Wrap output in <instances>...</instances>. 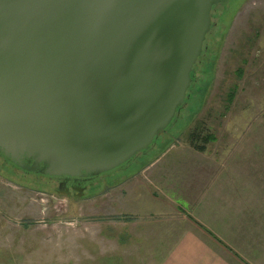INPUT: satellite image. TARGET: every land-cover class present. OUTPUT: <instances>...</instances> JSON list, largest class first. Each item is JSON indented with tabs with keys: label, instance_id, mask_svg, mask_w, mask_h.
Listing matches in <instances>:
<instances>
[{
	"label": "rangeland",
	"instance_id": "rangeland-1",
	"mask_svg": "<svg viewBox=\"0 0 264 264\" xmlns=\"http://www.w3.org/2000/svg\"><path fill=\"white\" fill-rule=\"evenodd\" d=\"M206 42L172 125L86 194L63 196L0 152V264H172L191 234L202 239L194 250L238 260L214 233L231 236L221 215L232 212L216 206L229 208L232 173L264 150V0H222ZM262 204L239 213L264 222Z\"/></svg>",
	"mask_w": 264,
	"mask_h": 264
},
{
	"label": "water",
	"instance_id": "water-1",
	"mask_svg": "<svg viewBox=\"0 0 264 264\" xmlns=\"http://www.w3.org/2000/svg\"><path fill=\"white\" fill-rule=\"evenodd\" d=\"M221 2L0 0V152L98 178L148 151L186 103Z\"/></svg>",
	"mask_w": 264,
	"mask_h": 264
},
{
	"label": "crops",
	"instance_id": "crops-1",
	"mask_svg": "<svg viewBox=\"0 0 264 264\" xmlns=\"http://www.w3.org/2000/svg\"><path fill=\"white\" fill-rule=\"evenodd\" d=\"M262 145L264 148V139L262 140ZM247 162L250 165L247 164L246 169L242 167L243 169L240 172L232 173L231 179L235 182L231 187V193L234 196L231 198L229 208L225 204H218L216 206V210L218 211L228 209L232 212L229 217L222 214L221 217L224 218L220 217V219L227 225L230 224L232 228H235V231L230 233L231 236H225V233L221 231L222 228L219 226L214 228V233L222 240L221 242L236 254L235 256L238 260L231 264H264V222L252 213H247L245 218L239 213V211H244L245 209L247 211H260V209L256 208L255 202L263 203L261 209L264 212V150L261 158L254 159L253 157L251 162L248 160ZM237 163L239 164V161ZM242 196H247V199L242 200ZM259 196H263V198L259 199ZM263 216L262 219L264 220ZM226 218L229 219V222L226 221ZM199 240L202 239L196 235H188L184 240L186 260L183 257V260L180 261L177 253H175V261L172 264H228L216 252L211 251L208 254L200 244L198 249L194 250V244L201 243ZM190 248L193 250L189 252ZM169 262L168 264H170Z\"/></svg>",
	"mask_w": 264,
	"mask_h": 264
},
{
	"label": "flooded vegetation",
	"instance_id": "flooded-vegetation-1",
	"mask_svg": "<svg viewBox=\"0 0 264 264\" xmlns=\"http://www.w3.org/2000/svg\"><path fill=\"white\" fill-rule=\"evenodd\" d=\"M32 173V172H30ZM57 182V192L66 197L82 196L95 178L51 177ZM63 186V187H62Z\"/></svg>",
	"mask_w": 264,
	"mask_h": 264
},
{
	"label": "trees",
	"instance_id": "trees-1",
	"mask_svg": "<svg viewBox=\"0 0 264 264\" xmlns=\"http://www.w3.org/2000/svg\"><path fill=\"white\" fill-rule=\"evenodd\" d=\"M207 43V42H206ZM206 46V45H205ZM205 52V51H204ZM204 54V53H203ZM194 77V75L192 74V78ZM193 81H194V79H193ZM233 97V96H232ZM161 135V134H160ZM159 135V136H160ZM158 136V137H159ZM211 139L212 138H207V139H205V144H208V143H210L211 142ZM197 149L199 150V151H205V146H202V147H197Z\"/></svg>",
	"mask_w": 264,
	"mask_h": 264
}]
</instances>
